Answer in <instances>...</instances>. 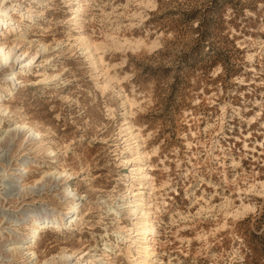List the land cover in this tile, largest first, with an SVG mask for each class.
Returning <instances> with one entry per match:
<instances>
[{"label": "rangeland", "instance_id": "374dc122", "mask_svg": "<svg viewBox=\"0 0 264 264\" xmlns=\"http://www.w3.org/2000/svg\"><path fill=\"white\" fill-rule=\"evenodd\" d=\"M0 10L13 17L0 15V32L11 26L8 42L34 54L14 83L3 80L16 60L1 65L2 129L23 121L41 134L0 129V252L30 214L66 212V187L80 218L43 227L31 260L0 264H38L61 247L81 251L79 264H264V0ZM19 171L27 189L6 193Z\"/></svg>", "mask_w": 264, "mask_h": 264}, {"label": "bare ground", "instance_id": "6f19581e", "mask_svg": "<svg viewBox=\"0 0 264 264\" xmlns=\"http://www.w3.org/2000/svg\"><path fill=\"white\" fill-rule=\"evenodd\" d=\"M1 14L5 15L7 17V19L9 18V19H11V21H13V17L11 15H8V13H6L4 10H0V15ZM20 21H21V18H20ZM2 22H3V19H0V23H2ZM0 34L2 35V37H0V71L3 70V67H1L2 63H5L8 58H10V60H11L9 63H12V62L14 63L15 61H13V60H16V67H15L14 73L9 75V76H6L3 80V82L14 83L18 80L17 73H20L23 70L22 68H17V65L19 67H26V66L30 65L31 61L34 58V54H31V55L27 54L26 55V51H22V50L19 51V49H17V46H18V39L17 38L16 39L13 38L10 42H8L9 37L14 34L11 26H9V27L7 26L4 29V31L0 32ZM6 91H9V89H7ZM1 95H2V93H0V97H1ZM9 112H10V110H8V107L6 105H3L0 103V129H2L1 124L4 121V119L8 116ZM19 131L24 132L23 134H25L26 140L28 138L32 139V138H40L41 137V134L38 131H36L33 128V126H30L23 121L22 122H16L13 127H11V128L9 127V129H2L1 132L7 134L9 132L13 133V132H19ZM11 133H9V134H11ZM0 141H1V138H0ZM50 152H52V151H50ZM0 157H2V156H0ZM23 163L24 162H22L20 160V165H22ZM22 169H24V168H22ZM18 170H19V168H18ZM24 171H26V169H24ZM24 171H22V172L19 171L20 172L18 174L19 176H15V180H13V181L6 182L2 178L3 179L2 182L3 183L6 182V183H4V189H5L4 191L6 193L10 192V194H11L12 193L11 191L20 192V189H23V187H24V190L27 189L26 188L27 184H22L19 186L16 185V183L21 184L23 179L20 175ZM0 172H2L4 174L5 170L1 169ZM57 173L59 174V177L62 176V174H63L62 171H59V172L56 171V174ZM52 174H54V173L45 171L44 176H49V175L52 176ZM65 175H67L69 177V176H71V173H65ZM53 176H55V175H53ZM38 181L40 182V180H38ZM38 181L36 183H38ZM39 185H40V183H39ZM28 188L30 191H33V189L36 187H35V185L30 184L28 186ZM67 190H68V187H66L64 190L66 193H63V197L65 195V196H67V198H69V203H68V206L66 207V212H62L60 214H53L51 216H49L48 214H44V213L37 214V215L30 214V217H32V218H29V223L26 226L25 234L22 237L17 238L16 239L17 241L13 243L12 247L8 248L7 250H4L3 252H0V257L8 259L9 255L12 256L13 253H21L20 254L21 256L24 255L27 260H31L33 253H34L33 244H34L35 238H37V236H39V232L42 231L43 227H46V226L55 227L56 226L58 228V230L60 231V229H62V224H61L62 221H63V223H65L64 224V226H65L66 225V218H70V217H71L70 218L71 220L69 219V221H72L71 225H75L76 220L80 219V218H78V208L76 206L78 196H77V193L75 191H73V189H70V194H69L70 197H69ZM37 191H39V190L37 189ZM65 214H68L69 217L66 216L64 218ZM80 252H77L76 250L69 251L65 247H61V249L55 255L52 254L49 257L44 258L43 261L39 262L38 264H56L57 261H61L62 264H79L78 263L79 259H77V260H74V259H75V256L78 255ZM84 258L86 259L85 264L91 263V260L88 257H84L82 255V259H84ZM23 263L25 264V262H23Z\"/></svg>", "mask_w": 264, "mask_h": 264}]
</instances>
